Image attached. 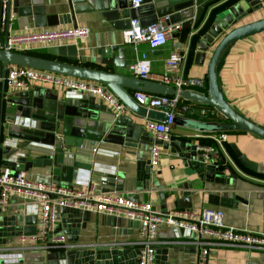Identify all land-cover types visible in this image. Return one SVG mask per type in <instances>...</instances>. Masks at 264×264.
Here are the masks:
<instances>
[{"label": "crops", "instance_id": "crops-1", "mask_svg": "<svg viewBox=\"0 0 264 264\" xmlns=\"http://www.w3.org/2000/svg\"><path fill=\"white\" fill-rule=\"evenodd\" d=\"M237 1L144 0L133 11L127 0H7L4 4L0 2V43L4 44L8 36L27 32L84 27L89 30L88 36L75 42L34 45L17 52L64 64L78 65L85 59V67L89 69L123 74L122 70L108 66L118 53L103 58L100 51L125 48L127 65L145 54L150 63L148 81L159 83L157 79L168 55L185 50L182 76L206 81L207 61L201 66L195 61L199 33L210 24L212 12ZM133 16L145 25L169 16L172 24H181L179 37L172 36L156 50L141 44L135 53L122 38ZM68 56L76 57V62L67 61ZM129 75L136 78L128 70ZM217 79L225 101L242 117L264 127V33L230 46L222 56ZM87 82L109 90L104 84ZM204 87L184 90L206 94ZM0 90V136L6 144L28 142L20 153L26 162L33 164L28 170H17L0 162V171L10 168L36 181L90 189L95 196L121 195L148 203L160 213L173 209H218L224 214V224L235 231L264 234L263 140L247 133L207 134L173 125L171 142L187 143L192 152L197 134L223 136L220 144L211 143L216 150V164L199 167L196 155L181 158L173 148L157 144L158 165L149 164L148 176L145 170L150 148L156 143L145 129L146 119L133 116L117 97L126 108L118 117L96 97L73 91L44 85L13 91L5 82H1ZM127 92L133 100L137 91ZM90 98L95 99L98 110L78 128L70 117H77L80 100ZM181 103L204 107L183 100ZM176 117L222 121L179 113ZM57 155L56 163L47 166V161ZM56 214L54 235H65L67 249L50 245L52 233L45 242L40 238L38 203L10 196L5 211H0V264H138L137 224L94 212L57 210ZM195 238L183 230L161 228L156 238L154 264H196V247L188 244ZM208 264H264V252L213 246L209 249Z\"/></svg>", "mask_w": 264, "mask_h": 264}, {"label": "built area", "instance_id": "built-area-1", "mask_svg": "<svg viewBox=\"0 0 264 264\" xmlns=\"http://www.w3.org/2000/svg\"><path fill=\"white\" fill-rule=\"evenodd\" d=\"M6 1L0 0L2 4ZM143 2L144 0H127L129 8L133 11ZM3 24L2 22L1 25ZM180 30L181 24H172L169 16L160 17L154 23L147 25H142L138 18H134L130 19L129 27L122 32V38L123 43L130 46L136 53L141 44L148 46L150 50L163 47ZM88 34L89 30L84 27L27 32L8 36L4 44L0 43V49L17 52L34 45L75 42L87 37ZM186 53L185 50H176L170 53L165 60L164 70L157 79L160 84L174 89L173 96H153L144 92H135L132 96L137 106L166 116V120L163 122L151 120L145 122L146 131L152 135L156 143L150 148L149 164L151 167L158 165L157 144L166 145L171 142V128L176 114H186L189 117L201 119H221L220 115L212 108L181 103V99L177 95L178 91L205 86V79L182 76L181 68ZM2 69L0 64V85L4 81L10 90H20L29 85H44L96 97L100 102L105 103L116 117L126 112L125 106L102 85L14 66L6 70L5 78H3ZM129 72L139 80L148 81L150 79V63L145 54H140L129 66ZM223 138V136L215 138L197 134L193 145L196 162L203 167L215 165L216 150L211 143L220 144V139ZM10 196L17 197L23 202L38 203L40 205V238L45 242L48 234L52 233L53 236L49 240L50 245H59L66 249L65 235H54L57 210L94 212L107 217L125 218L137 224L140 234L138 264H154L156 238L161 228L183 230L196 236L194 241L188 242L196 247V264H208L209 249L213 246L264 252V234L252 235L235 231L224 224V214L218 209L203 208L197 211L173 209L160 213L153 210L150 204L128 197L109 194L95 196L90 189H74L40 182L26 177L24 172L4 168L0 171V211H5Z\"/></svg>", "mask_w": 264, "mask_h": 264}, {"label": "water", "instance_id": "water-1", "mask_svg": "<svg viewBox=\"0 0 264 264\" xmlns=\"http://www.w3.org/2000/svg\"><path fill=\"white\" fill-rule=\"evenodd\" d=\"M96 1L100 2L104 0ZM107 1L111 2L112 0ZM134 18L137 17L133 16L132 19ZM210 19V24L195 44V61L199 62L197 64L201 66L204 61H207L206 94H199L190 90H180L177 92V95L185 102L214 109L220 115L222 121H199L175 117L173 119V125L207 134L230 132L247 133L264 141V127L242 117L225 101L217 79L218 67L222 56L230 46L239 41L264 33V0H238L228 7L212 12ZM141 24L145 25L144 23ZM185 27L183 25L182 29H185ZM173 36L179 37V34L177 33ZM61 50L59 49L60 53ZM125 51V48L116 47L103 49L102 52L100 51L103 58H109L111 54L117 52V57L108 66L111 65L116 69L122 70L124 72L123 74L89 69L85 67V59H81L78 65L75 63L64 64L16 51L11 52L4 48L0 49V64L3 67V78H5L7 67L14 66L104 84L127 107L133 116L155 122L165 121L166 116L164 114L137 106L127 90L144 92L153 96L171 97L174 95V89L163 84L139 80L130 75L127 76L129 65H127L123 56ZM76 60V57H67V61L69 62H76ZM3 83L4 81H2ZM97 110L98 107L95 105L94 98L80 100L77 106V117L80 120L78 121L77 117H70L72 124L80 128L83 121L90 119ZM98 136L100 135L98 134L96 137ZM10 137L12 138V136ZM28 144V142L23 141H19L15 145L6 144L0 136V162L13 165L17 170H28L32 168L33 164L26 162V157L20 153ZM167 147L173 148L181 158L189 159L195 155V152L191 151L192 146L187 143L177 144L171 142L164 145V148ZM57 159L58 155L53 156L50 161H47V166L54 165ZM198 166L200 167L201 165ZM150 170L148 163L145 170L148 176ZM160 198L163 204L164 195L161 194ZM163 208L164 206H162Z\"/></svg>", "mask_w": 264, "mask_h": 264}, {"label": "trees", "instance_id": "trees-1", "mask_svg": "<svg viewBox=\"0 0 264 264\" xmlns=\"http://www.w3.org/2000/svg\"><path fill=\"white\" fill-rule=\"evenodd\" d=\"M205 30H206V28L205 29H202L201 32L199 33V35L202 34ZM194 39H195V37H192L191 40L194 41ZM206 88H207V84H206V81H205V87H204V89L206 90Z\"/></svg>", "mask_w": 264, "mask_h": 264}]
</instances>
